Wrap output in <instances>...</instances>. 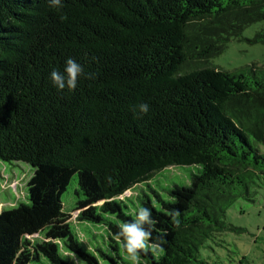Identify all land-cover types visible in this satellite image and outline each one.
<instances>
[{
    "label": "trees",
    "instance_id": "obj_1",
    "mask_svg": "<svg viewBox=\"0 0 264 264\" xmlns=\"http://www.w3.org/2000/svg\"><path fill=\"white\" fill-rule=\"evenodd\" d=\"M62 4L0 0V161L33 168L29 203L0 212V264H73L64 253L132 264L115 233L141 206L164 250H144L140 264H206L202 249L239 231L229 209L264 188V66L210 64L264 21V0ZM249 42L264 44V32ZM68 58L92 78L59 90L50 73H63ZM170 167L197 170L185 186L149 184ZM76 175L77 220L104 233L89 247L62 200ZM139 184L147 190L136 202L120 199Z\"/></svg>",
    "mask_w": 264,
    "mask_h": 264
},
{
    "label": "rangeland",
    "instance_id": "obj_2",
    "mask_svg": "<svg viewBox=\"0 0 264 264\" xmlns=\"http://www.w3.org/2000/svg\"><path fill=\"white\" fill-rule=\"evenodd\" d=\"M264 32V21L257 22L245 29L241 38L230 42L228 48L221 55L210 60L213 67L224 71H235L252 65L264 66V44H251L250 39ZM264 153V146H262ZM197 167H170L155 173L149 182L152 187L160 190L167 189L175 184L185 186ZM33 176V168L24 162L3 163L0 161V212L10 210L21 203L28 201V182ZM147 189L145 184H139L127 191L121 200L128 199L136 202L139 194ZM78 178L74 176L64 193L62 200L64 211L71 215L72 230L78 235L83 245L89 247L97 242L102 230H97L89 224L78 222V212L75 211ZM166 196V192L163 191ZM228 224L239 231H226L209 246L202 249L200 258L206 264H264V188L254 190L250 199H240L228 211ZM32 240H42L36 235ZM68 256L69 262L81 264L74 256ZM245 261L241 262L242 259Z\"/></svg>",
    "mask_w": 264,
    "mask_h": 264
},
{
    "label": "clouds",
    "instance_id": "obj_3",
    "mask_svg": "<svg viewBox=\"0 0 264 264\" xmlns=\"http://www.w3.org/2000/svg\"><path fill=\"white\" fill-rule=\"evenodd\" d=\"M49 3L53 7H63L62 0H49ZM82 75H85L82 65L74 59L68 58L64 72L53 70L50 73V78L59 90H63L65 87L75 90L78 79ZM85 78H92V74L85 75ZM138 107L141 113L146 114L149 111V105L146 103H141ZM180 214L175 209L168 213L177 228L180 226V221L177 219ZM157 223L158 221L152 218V210L143 206L136 210L134 220L118 221L119 231L115 233V237L118 240L122 239L125 252L132 264H140V253L146 249H151L153 252L164 250L162 247L163 236L153 237V232L157 231L155 229Z\"/></svg>",
    "mask_w": 264,
    "mask_h": 264
}]
</instances>
